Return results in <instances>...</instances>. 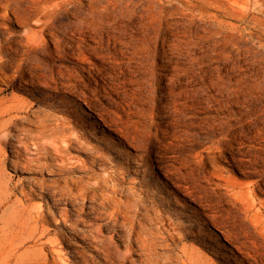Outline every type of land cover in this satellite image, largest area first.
Wrapping results in <instances>:
<instances>
[{
    "label": "rangeland",
    "instance_id": "obj_1",
    "mask_svg": "<svg viewBox=\"0 0 264 264\" xmlns=\"http://www.w3.org/2000/svg\"><path fill=\"white\" fill-rule=\"evenodd\" d=\"M0 3V264H108L66 225L35 222L71 211L48 190L87 175L112 176L104 190L148 243L100 211L92 226L131 245L127 264H264V0ZM27 30L45 42L29 54ZM19 103L31 108L5 112ZM65 134L93 147V164L77 142L70 154L89 174L57 166ZM21 140L28 167L13 164Z\"/></svg>",
    "mask_w": 264,
    "mask_h": 264
},
{
    "label": "bare ground",
    "instance_id": "obj_2",
    "mask_svg": "<svg viewBox=\"0 0 264 264\" xmlns=\"http://www.w3.org/2000/svg\"><path fill=\"white\" fill-rule=\"evenodd\" d=\"M0 4H1L0 9L8 10L9 12V6H7L6 4H2V3ZM15 21L20 27L21 26L28 27L30 25H34V24H31V22L28 19L24 18L19 13H16ZM38 21L41 22L40 19H38ZM42 33L43 31L38 32V33H32L27 30V34L25 36V40H26L25 54H29L34 51H37L39 48H41L42 45L45 44V42L42 40L40 36V34ZM46 52L48 51L46 50ZM46 52L44 54H46ZM81 55H83V53ZM43 66L44 65H42L41 67ZM42 72L43 71H40V73ZM43 75H44V72H43ZM29 108H31L29 104L27 105V104L19 103L16 106H10L6 108L5 112L8 114L26 113ZM47 133H48L47 128L43 126L41 135H47ZM76 142L79 143V148L81 149V151L90 153L91 155L90 160L92 161V164H93V147L89 146V142H87L86 140L82 141L81 137L78 135H76V137L75 136L73 137L72 135L65 134L63 138L60 140L61 145L57 143L56 139L53 140V145L56 148L58 160H59L57 166H59L62 170L71 171L73 169L70 167V165L74 163H78V165L82 169L86 170V172H88L87 174H89L90 167L87 163L81 160H76V158L70 156L71 152L74 150V144ZM19 143L21 144L20 146H13V152L15 154V157L18 159V161L17 162L14 161L15 163L13 162V164H15L16 166L30 165L32 163L31 160L23 159L25 161L24 163L22 159H20L22 158L21 156L23 155H21V152L18 147H23L24 149H27V147L23 145L25 143L23 140L19 141ZM95 156L97 157V159H102L106 156V154L105 153L100 154V153L95 152ZM40 167L49 169V170L51 169V166L48 164H40ZM62 183H64L62 186L61 185L56 186L53 189L48 190L49 195L53 198L52 200L54 202L53 207H57L60 205H68L72 207L71 211H65L64 214H62L61 218H59L58 216H55V214H53L52 212H48L49 214L38 213V216L36 217V221H35L37 224H39L40 222H48L49 217H50V218H53L54 224H56L58 227H63L66 225L67 230L68 228L71 230L70 232L65 234L67 240L73 241L75 239L80 238L84 241H89V245L90 247H92L93 251L96 253L102 254L103 257L101 258L105 260L106 262H108V264H127L130 256L136 255V254H133L134 250L132 249L130 245L132 242H135L137 244V247L139 250L147 249L148 243L144 239L142 233L136 231L135 225L132 224L133 220L129 216H127L126 213L123 212L122 206L120 205V203L115 201L114 199H111L108 196L107 192L104 190L105 189L104 187L106 185H109L110 183L116 186L117 182L113 180L112 176H109L107 179L103 181L97 180L95 181L94 184H93V175H87V176L79 177V178H76V177L75 178H65L62 180ZM43 188H45V186H43ZM24 194L28 197L29 195L31 196L35 193L34 191L30 190V193L24 192ZM89 204H92V205L88 206ZM93 204H95V206H93ZM102 210H105L108 212L109 220L113 222L112 224L113 226H116V227L121 226V229H122L121 232L127 233V236H121V238L126 237V239L130 243L126 251H122L120 247L112 244L111 239L105 236V233L107 231L104 229L102 225H99L96 228L92 226L94 220L99 217L98 214ZM79 226L85 227L87 229L85 230L79 229ZM46 236L47 234L44 231V233L39 237V239L43 240L46 238ZM17 249H20V248L18 247ZM75 253L77 255L83 254L81 252H75ZM141 263L144 264V261L142 260ZM1 264H51V263L48 262L46 259H43L42 262H38V261L33 262V259H32L28 262L27 261H15L13 263V257H11V259L5 260L4 262H1ZM54 264H57V262ZM84 264H98V262L96 260H93V261L85 260Z\"/></svg>",
    "mask_w": 264,
    "mask_h": 264
}]
</instances>
